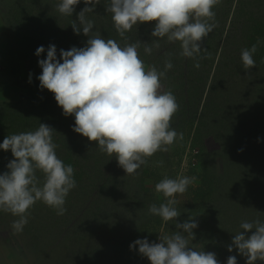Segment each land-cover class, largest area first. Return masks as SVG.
<instances>
[{
  "label": "clouds",
  "instance_id": "obj_1",
  "mask_svg": "<svg viewBox=\"0 0 264 264\" xmlns=\"http://www.w3.org/2000/svg\"><path fill=\"white\" fill-rule=\"evenodd\" d=\"M82 2L84 7L71 26L74 33L87 37L84 45L60 49L59 53L54 44L38 46L34 51L41 69L36 77L38 88L50 91L62 114L74 118L73 132L114 156L126 174L136 175V170L148 163V157L167 152L174 142L183 140V133L171 126L179 105L171 89L162 84L173 68L171 54H166L161 68L146 65L139 50L152 55L160 49L162 40L178 43L179 55L192 58L198 68L201 53L206 52L201 41L217 26L213 9L221 0H105V12L111 14L119 41L93 32L94 21L86 14L94 11L99 0ZM78 3L81 0H57L55 7L60 14L72 16ZM143 22H152L150 37L154 39L128 42L126 34ZM259 43L240 50L245 70L255 67L253 56ZM54 131L39 123L35 129L10 133L0 141V150L10 151L12 156L6 171L0 172V212L15 217L11 222L13 233L23 231L28 210L37 201L57 215L66 211L65 200L76 181L73 166L56 154ZM196 179L186 175L182 167L175 176L164 175L155 183L154 190L163 200L149 204L147 214L159 217L164 224L171 221L176 230L161 231L158 242L138 238L129 249L135 247L150 264H219L214 252L192 244L197 221L191 216L181 222L175 219L181 213L177 195ZM238 229L227 250L231 252L234 247L246 258L245 264H264V220L242 219ZM226 264H236V256L229 255Z\"/></svg>",
  "mask_w": 264,
  "mask_h": 264
},
{
  "label": "trees",
  "instance_id": "obj_2",
  "mask_svg": "<svg viewBox=\"0 0 264 264\" xmlns=\"http://www.w3.org/2000/svg\"><path fill=\"white\" fill-rule=\"evenodd\" d=\"M232 2L233 0H221L214 6L217 26L201 41L206 52L201 53L198 68L193 66L192 58L179 55L178 43L162 40L160 49L154 50L152 55H145L142 48L139 52L148 65L161 68L166 54H171L173 68L168 70L162 84L171 89L179 105L171 119L172 125L179 116H185L193 124L197 116L196 129L202 126L206 128L205 133L212 135V126L216 127L217 123H210L211 126H208L209 119H218L220 126L224 124L223 127L226 125L229 129L225 120L232 115L241 117L242 121L236 122L234 132L227 138L241 137L242 145L247 142L246 149H242L240 156L235 157V164L244 173L256 176L253 173H264V166L261 171H257L259 164L264 163V156L259 154L260 149L264 150V0H236L233 14L224 31L222 19L226 18ZM56 3L57 0H12L8 4L6 13L11 17H8L7 23L13 37L7 47L12 50V46H15L14 49H18L16 55L21 60L31 61L32 80L18 99H0V141L10 133L35 129L39 123H45L56 131L53 133V140L57 145L56 154L64 163L73 166L76 186L66 197V211L63 215H57L54 209L39 201L28 210V215L36 218L38 215H56L62 218L61 225L65 226L64 238L66 236L64 248L71 251L70 255L58 258L62 264H121L117 262V256L124 250L123 246L138 238H144L151 232L150 229L142 228L151 219L147 218L150 216L147 211H142L148 207L147 201L134 194L139 190L137 184L134 189L132 187L138 175L126 174L114 156L110 157L101 152L95 147L94 141H88L86 137L73 132L71 125L74 118L62 114L50 91L38 88L39 81L36 77L41 69L37 64L38 57L34 55L35 49L40 45L47 48L51 43L59 53L60 49L67 50L71 46L82 47L87 39L83 33H74L71 26L76 13L84 7L82 0L75 5L72 16L60 14L55 7ZM105 7V0H99L94 11L86 15L94 21L93 32L119 41L121 38L115 33L111 14L105 12ZM56 15H61L64 19L55 20L53 17ZM151 30L152 22L137 24L126 34L128 42L154 39L150 37ZM258 40L260 43L253 56L255 67L245 70L240 60V50L250 47ZM43 57L44 53H41L39 58ZM216 57L217 61L207 84ZM252 74L260 80L258 86L251 77ZM250 86L253 88H249ZM231 99L232 103L229 104ZM200 104L202 105L198 110ZM225 145L227 147L228 143ZM10 159V151L0 150V172L6 171L5 165ZM257 181V191L250 199H255L258 192H264L263 182L259 183L258 179ZM196 196L201 197V192ZM199 209L196 204L179 206L181 213L175 219L181 222L191 216L198 223L204 220ZM247 213L243 210L234 216V228L224 232L226 246L239 230V222L242 219H252ZM151 221L157 225L162 222L156 216ZM197 225L204 226L207 234H214L208 224ZM52 226L51 223L49 228ZM163 227L166 232L169 229L175 230V224L171 221ZM205 240L204 243L199 241L195 245H199L204 251L214 252L219 260L220 256L216 254L217 244H211L215 236L208 243ZM229 255L242 258L234 247L231 252L226 250L224 258L227 259Z\"/></svg>",
  "mask_w": 264,
  "mask_h": 264
},
{
  "label": "rangeland",
  "instance_id": "obj_3",
  "mask_svg": "<svg viewBox=\"0 0 264 264\" xmlns=\"http://www.w3.org/2000/svg\"><path fill=\"white\" fill-rule=\"evenodd\" d=\"M11 3L12 0H0V99L5 101L18 99L25 92L29 82V74H31L32 80L31 61L21 60L16 55L18 49H14L15 46H12V50L7 47L13 37V32L7 23L8 17L11 16L6 13L8 4ZM235 3L236 0H233L228 11L227 8L225 9L227 15L225 19H222L224 31L233 14ZM53 18L57 21L64 19L61 15H56ZM141 55L142 53H140V57ZM216 59L217 57L213 61L207 84L210 82ZM144 62L148 65L145 60ZM251 77L254 78L253 74ZM251 77L248 79L251 80ZM254 79L258 86L260 80L257 77ZM249 88L253 87L250 86ZM231 103L232 99L229 101V104ZM201 105H199L198 110H200ZM240 118V116H229L225 120L229 129L226 125L223 127L224 124L220 126L218 119H209L208 126L214 123H217V126H212V135H208L205 133L206 128L201 126V128L196 129L197 116L193 124L185 116H179L171 126L177 132L183 133V140L174 142L169 146L167 152L158 151L148 157V163L137 169L136 183L132 184L133 189L136 184L138 185L139 190L134 194L146 199V205L148 206L151 203L159 204L163 200L161 194L154 190V185L164 175L175 176L183 167L186 175L195 176L196 181L189 185L183 194L177 195V208L194 204L200 207L199 211L204 216V220L199 221L197 224H208L214 234H207L208 232L204 231V226L198 225L197 228L193 229L195 236L192 244L199 243V241L204 243L205 239V242L208 243L215 236V240L211 244L215 246L217 244L216 254L220 256L219 264H226L224 254L227 246L224 240V234L226 233L224 232L234 228L232 224L236 213L246 210L250 219L259 218L264 220V192H258L254 196L255 199H250L257 191V179L259 183L263 182L264 184V173H253L256 175L253 176L247 170L245 171L247 173H244L237 167L235 157H239L242 149H246L247 142L242 145L241 137L236 136V139L233 137L227 138L231 135V132H234L233 127L236 122L242 121ZM234 130H236V127ZM219 138L225 140H215ZM226 142L228 143L227 147ZM258 148L260 149V147ZM259 154L264 156V150L260 149ZM157 161H163V163L159 164ZM263 166L264 163L259 164L257 171H261L260 169ZM224 173L226 175H223ZM140 186L142 189H140ZM200 192L202 196L198 198L196 195ZM142 211L145 213L147 208L142 209ZM154 217L152 215L148 216L147 218L151 219L146 221L149 223L146 224L145 222L142 228L151 230V235L145 236L149 241L158 242L159 233L161 231L166 232V230L163 227L164 223L161 222L160 225H157L154 221H151ZM13 219L15 217L11 214L0 212V264H62L58 258L71 254V251L68 252L64 248L66 236L64 238L65 226L61 225L62 218L56 217V215H38L37 218L28 215V223L24 226L23 231L19 233H13L12 231L11 222ZM51 223L53 226L49 228ZM171 230L169 229V231ZM129 244L123 246L124 250L117 256V262L121 264H150L146 257L134 250L135 247L129 249ZM197 248H200V246ZM241 257L238 259V256H236V264H245L246 258ZM70 264L72 263L70 262ZM255 264H262V262L256 261Z\"/></svg>",
  "mask_w": 264,
  "mask_h": 264
}]
</instances>
